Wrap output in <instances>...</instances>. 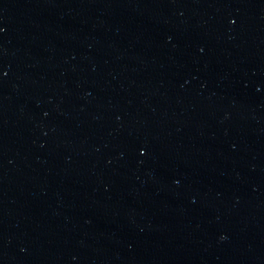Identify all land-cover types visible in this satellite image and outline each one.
<instances>
[{"label":"water","instance_id":"water-1","mask_svg":"<svg viewBox=\"0 0 264 264\" xmlns=\"http://www.w3.org/2000/svg\"><path fill=\"white\" fill-rule=\"evenodd\" d=\"M0 264H264V0H0Z\"/></svg>","mask_w":264,"mask_h":264}]
</instances>
